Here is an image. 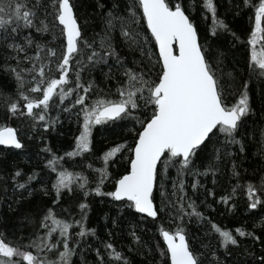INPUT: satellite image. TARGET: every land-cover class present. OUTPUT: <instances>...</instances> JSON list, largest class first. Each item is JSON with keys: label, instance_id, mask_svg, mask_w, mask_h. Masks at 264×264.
<instances>
[{"label": "snow or ice", "instance_id": "obj_1", "mask_svg": "<svg viewBox=\"0 0 264 264\" xmlns=\"http://www.w3.org/2000/svg\"><path fill=\"white\" fill-rule=\"evenodd\" d=\"M0 78V264H264V0H0Z\"/></svg>", "mask_w": 264, "mask_h": 264}, {"label": "trees", "instance_id": "obj_2", "mask_svg": "<svg viewBox=\"0 0 264 264\" xmlns=\"http://www.w3.org/2000/svg\"><path fill=\"white\" fill-rule=\"evenodd\" d=\"M84 2L88 3L89 0H84ZM98 28H99V25H97V29ZM0 85H2L4 87L5 91H11L13 88V86L7 82L6 78H0ZM5 124H7V126H12V127L17 128L21 134L30 131L28 124L22 119L21 120L13 119V120H9L6 122V121H4L2 116H0V126H4ZM74 132H75V124L73 122L65 121L62 124V126H60L58 128L57 132L51 133V135L49 136V139L51 140L52 146L54 148H61V147L66 148L71 143V137H72V134ZM105 137H107V139ZM111 139H112V136H111L110 130H109V132H106V133L102 132V133L96 134V140H97L98 146L101 144H107ZM39 143H40L39 140H37L35 142H28L29 146L27 149V154L22 155V156L17 158V162L26 171L34 168L37 165L39 158L35 156V153L38 151L37 144H39ZM254 151H255L254 148H250L249 154L251 155ZM10 159H11V157H10ZM122 170L123 169L121 168L120 171H122ZM205 182L207 183V186L209 188L212 187L210 177ZM219 182H220V184L227 187L226 175H221L219 178ZM217 194L218 195L220 194V189H217ZM197 203H199V199L197 200ZM215 207H217L218 210L221 213H223L224 210L219 205H215ZM200 210L205 212L207 215H210L217 224H219L221 227L226 228V229H233V228L240 226V225H245L248 228L252 227L253 220L249 217V214L244 212L242 201L239 205V213L236 216H233L232 214L217 215V213L209 212L208 209L204 206H201ZM103 211H105L103 206L97 205L96 206V212L90 218L91 226L99 229V234H100L101 238H104L105 234H106V229H104L102 226L103 220L100 219V214ZM0 214L10 215L6 204H0ZM256 222L258 223L259 219H257ZM125 224H126V222L122 221V225H125ZM109 227H110V225H109ZM190 227H191V230L193 232L198 231V228L195 225V223H193V225H191ZM9 238L15 239L14 237H11V234H9ZM114 243L118 247H122L123 243H124L123 238L118 235L117 238L114 240ZM136 259L139 260V258H136Z\"/></svg>", "mask_w": 264, "mask_h": 264}]
</instances>
